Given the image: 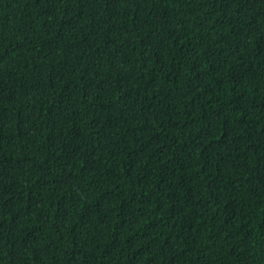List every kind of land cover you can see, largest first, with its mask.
Wrapping results in <instances>:
<instances>
[{"label":"trees","instance_id":"obj_1","mask_svg":"<svg viewBox=\"0 0 264 264\" xmlns=\"http://www.w3.org/2000/svg\"><path fill=\"white\" fill-rule=\"evenodd\" d=\"M0 264H264V0H0Z\"/></svg>","mask_w":264,"mask_h":264}]
</instances>
